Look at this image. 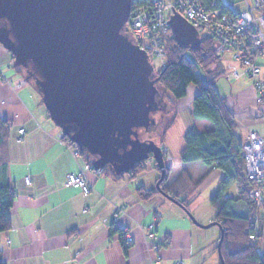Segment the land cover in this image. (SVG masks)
Listing matches in <instances>:
<instances>
[{
    "label": "crops",
    "instance_id": "0c3cea01",
    "mask_svg": "<svg viewBox=\"0 0 264 264\" xmlns=\"http://www.w3.org/2000/svg\"><path fill=\"white\" fill-rule=\"evenodd\" d=\"M223 1L233 12L246 8L244 0L239 10L236 0ZM1 46L0 66L5 77L0 78V116L9 125L8 179L16 189L12 226L0 236L5 264H193L197 234L202 235L186 214L189 210L164 193L143 198L137 188L148 187L141 174H116L111 168L95 171L82 154L76 153L75 146L64 140L63 130L52 121L40 93L23 72L16 68L8 75L3 66L14 67L15 60ZM224 56L225 52L220 55L222 73L216 88L233 115L243 146L249 132L264 137V105L256 101V81H264V50L256 57L261 71L256 77L250 76L233 55L228 59ZM234 69L238 76H234ZM21 80L27 82L18 85ZM198 92L197 85L189 84L186 95L177 101L179 115L188 117L184 119L186 131L192 127L201 131L213 128V122L192 114ZM22 128L25 133L20 139ZM184 146L181 143L179 149ZM181 150L170 175L174 167L180 172L167 184L185 172L194 183L193 193L212 188L207 195L210 201L221 187L224 170L204 161L185 163L180 158ZM87 166L85 175L93 189L85 195L81 186L68 183V175ZM26 176L32 179L31 184L26 183ZM227 193L239 195V183H233ZM237 208L245 212L246 201L239 200ZM215 217L209 214L201 221L212 222ZM261 221L263 239L264 211ZM113 226L121 231H114ZM122 232L134 238L126 247Z\"/></svg>",
    "mask_w": 264,
    "mask_h": 264
},
{
    "label": "water",
    "instance_id": "95a60500",
    "mask_svg": "<svg viewBox=\"0 0 264 264\" xmlns=\"http://www.w3.org/2000/svg\"><path fill=\"white\" fill-rule=\"evenodd\" d=\"M131 6V0H0V43L35 81L52 121L92 155L95 169L125 174L152 157L161 191L164 152L144 134L169 103L156 86L151 55L127 32ZM169 21L179 42L198 45L199 30L179 11ZM217 224L224 264L223 226H201Z\"/></svg>",
    "mask_w": 264,
    "mask_h": 264
},
{
    "label": "trees",
    "instance_id": "16d2710c",
    "mask_svg": "<svg viewBox=\"0 0 264 264\" xmlns=\"http://www.w3.org/2000/svg\"><path fill=\"white\" fill-rule=\"evenodd\" d=\"M213 1L216 2L215 7L222 9L223 12H233L230 5L223 0H205L206 3ZM167 53L166 66L159 74H156L160 76L156 86L161 84L167 92L169 91L174 96L175 100H179L186 95L189 84L197 85L199 92L193 100L192 114L195 118L208 119L213 122V128L210 130L201 131L197 127H192L186 131L185 146L181 150L180 158L185 163L204 161L224 170L220 179L221 187L210 198L216 211L213 221L223 226L221 252L224 264H264V252H260L263 237L262 221L261 216L259 218L257 206L248 197L247 189L251 182L246 179L244 173L243 147L236 134L233 115L227 107L225 98L218 93L216 88L215 82L221 76L222 65L216 51L215 41L210 37H200L198 45L191 46L179 42L172 33L167 42ZM22 69L25 71L26 80H29L26 70L23 67ZM199 70L206 74L205 78ZM39 93L41 95L40 91ZM164 116L165 113L159 114V123L164 121ZM8 134V121L0 116V236L12 226L11 209L16 196V189L8 179ZM63 138L73 144L68 134L64 133ZM80 154L84 156L87 164L94 168L92 155L82 151ZM107 168L112 169L111 166H106L103 170L106 171ZM145 169L146 162L140 161L128 173L137 177ZM166 172L165 178L161 181L162 192L140 186L137 188L138 194L145 199H151L156 193H166L190 210L188 198L194 183L187 173L183 172L171 184H167L170 176L169 166ZM236 182L239 183V195L228 194V189ZM239 200L246 201L247 210L245 212L236 209ZM113 228L114 231H121L120 227L113 226ZM251 235H254V238ZM121 238L126 247L128 241L123 232ZM215 250L218 251V245ZM0 264H5L1 245ZM219 264H222L221 258Z\"/></svg>",
    "mask_w": 264,
    "mask_h": 264
},
{
    "label": "built area",
    "instance_id": "2783aa9c",
    "mask_svg": "<svg viewBox=\"0 0 264 264\" xmlns=\"http://www.w3.org/2000/svg\"><path fill=\"white\" fill-rule=\"evenodd\" d=\"M131 14L127 21V32L134 37L141 47L150 54V49L155 54L164 55L166 38L172 36L170 17L179 11L189 20L197 30L204 31L205 37H210L215 41L216 51L220 56L226 51H232L233 57L241 61L245 71L250 76H258L260 65L256 57L264 49V0H244L245 9L239 12L226 13L222 9L216 8V2L206 3L205 0H131ZM170 34V35H169ZM174 34V33H173ZM234 76H238L237 70L232 71ZM4 72L0 66V78H4ZM27 81L21 80L18 85ZM256 88L258 95L257 103L264 105V81L257 79ZM264 114V111H263ZM21 137L24 136L25 129H20ZM75 151L80 153L75 143ZM242 157H244L245 177L251 184L248 187V197L257 208L264 210V137L256 131L249 132L248 139L242 146ZM164 154L171 150L163 146ZM167 152V153H166ZM86 168L81 172L70 173L69 184H78L83 188L84 194L92 191L93 186L85 175ZM101 172L102 169H95ZM26 183L31 184L32 179L26 176ZM118 217H116L115 220ZM127 241L131 243L134 239L127 232ZM254 238V235H251ZM176 264H182L177 262Z\"/></svg>",
    "mask_w": 264,
    "mask_h": 264
},
{
    "label": "rangeland",
    "instance_id": "374dc122",
    "mask_svg": "<svg viewBox=\"0 0 264 264\" xmlns=\"http://www.w3.org/2000/svg\"><path fill=\"white\" fill-rule=\"evenodd\" d=\"M168 1V0H163ZM236 7L238 10L243 8L242 0H236ZM170 35V34H169ZM206 33L204 31H199L200 37H205ZM171 37L166 38L165 41V49H164V55H158L154 53V50L150 49V55H151V62L152 65H154L156 73H160L161 70L166 66L168 53H167V42L168 39ZM1 46V44H0ZM2 47V46H1ZM2 50L6 51V49L2 48ZM230 55H233L232 51H226L225 52V59H228ZM5 71H7L8 75L14 72L16 68L21 70L23 72V75L26 77L25 71L22 69V67L19 66H10V64H6L3 66ZM202 74V76H205V73H203L202 70H199ZM30 85L39 93V91L36 88V83L33 79H29ZM159 90L164 94L166 101L169 103V109L165 112L164 121L159 123L155 128H152L151 130H148L144 134V139H152L154 140L158 145L166 146L170 148L171 146L172 150L168 152V154H164V158L166 161V166H169L170 169L173 167L172 165L179 160V152L181 149H179V146H181V143L185 144L184 134L186 132V129L184 128L185 120L187 119V115L185 113L178 112L177 107V101L175 100L174 96L168 91H166L165 87L161 84H157ZM42 99V96H41ZM43 102V101H42ZM45 105V103L43 102ZM198 119V118H197ZM208 120V119H207ZM210 121V120H209ZM211 122V121H210ZM169 145V146H168ZM174 151V152H173ZM167 153V152H166ZM146 162V169L141 172V176L144 178V182L146 183V186L150 189H156L157 188V181L161 177V171L157 166V161H155L154 158H149L148 160H144ZM168 163H171V166L168 165ZM178 168H173L171 170V175L169 178V181H171L173 178H175L180 171H178ZM212 188H204L202 191V194H200L198 191L192 192L189 195V203H190V213L194 217H196L198 224L197 231L202 235L197 234V238L199 239L198 244H196V249L194 252V263L193 264H219L220 263V255L218 251L215 250L216 243L218 237L221 235V228L217 225H212L210 227H202L201 225H206V223H203L201 219H203L206 215L214 214L216 215L215 208L211 204L208 198V193H210ZM207 196V198H206ZM259 211V218L261 216V212H263V208H257ZM186 214H188L191 221H193L192 216L185 210ZM194 222V221H193ZM209 223V222H208ZM261 248L260 250L264 251V238L261 241ZM186 264H189L188 262ZM192 264V263H190Z\"/></svg>",
    "mask_w": 264,
    "mask_h": 264
}]
</instances>
